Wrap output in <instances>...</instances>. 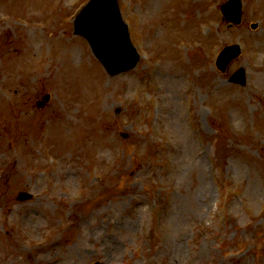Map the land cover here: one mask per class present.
Instances as JSON below:
<instances>
[{"label": "rangeland", "instance_id": "374dc122", "mask_svg": "<svg viewBox=\"0 0 264 264\" xmlns=\"http://www.w3.org/2000/svg\"><path fill=\"white\" fill-rule=\"evenodd\" d=\"M86 1L0 0V264H264V0L238 26L118 0L141 57L114 76L73 34Z\"/></svg>", "mask_w": 264, "mask_h": 264}, {"label": "water", "instance_id": "95a60500", "mask_svg": "<svg viewBox=\"0 0 264 264\" xmlns=\"http://www.w3.org/2000/svg\"><path fill=\"white\" fill-rule=\"evenodd\" d=\"M93 7V2L89 3L88 6L86 7L87 9V12ZM221 10L224 14V16L229 20V21H232V22H235V23H238L240 21V10H239V0H230L228 1L227 3L223 4L221 6ZM98 12L99 14H102L103 12V9L102 8H99L98 9ZM80 18V17H79ZM78 18V19H79ZM101 22H103L102 19H100ZM117 21H118V18H117ZM122 31L124 33V35H126L124 29L122 28ZM75 32L77 33H82V34H85L86 36H88L82 27H77L75 29ZM91 42L93 44V47L96 51V53L98 54L99 58L101 59V61H103L104 63V66L106 67L107 71L110 73V74H115L117 72H120L122 70H125L127 68H131L133 67V64H130V65H125L124 61H120V62H117L115 63H112L111 62V59L109 61V55L108 53H104L102 56L98 53L97 49H96V45H94V42L92 41L91 39ZM224 56L226 57L224 59V61L220 60V62H223V63H219L220 66H224V62H228L232 57H234L238 52H237V48L236 47H229L227 49L224 50ZM115 59L117 60L118 57H115ZM232 80H237V81H240V82H243L244 81V77H243V72L242 71H239L237 72L233 77H232ZM29 195L28 194H22L20 195V199H26L28 198Z\"/></svg>", "mask_w": 264, "mask_h": 264}, {"label": "bare ground", "instance_id": "6f19581e", "mask_svg": "<svg viewBox=\"0 0 264 264\" xmlns=\"http://www.w3.org/2000/svg\"><path fill=\"white\" fill-rule=\"evenodd\" d=\"M75 55V53L73 54V56Z\"/></svg>", "mask_w": 264, "mask_h": 264}]
</instances>
